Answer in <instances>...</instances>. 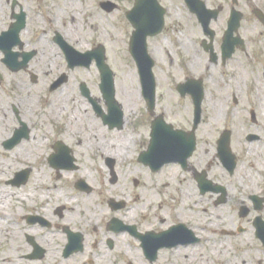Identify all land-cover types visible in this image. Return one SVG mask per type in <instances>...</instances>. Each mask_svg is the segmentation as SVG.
Here are the masks:
<instances>
[{
  "label": "flooded vegetation",
  "instance_id": "1",
  "mask_svg": "<svg viewBox=\"0 0 264 264\" xmlns=\"http://www.w3.org/2000/svg\"><path fill=\"white\" fill-rule=\"evenodd\" d=\"M219 1L210 6L220 10L213 23L223 21V27L212 26L215 33L206 42L212 51H204L214 90L213 113L205 107L210 98L205 94L197 116L193 96L197 90L187 86L195 79L190 74L194 67L187 65L191 57L184 44L186 38L192 43L194 34L183 32L176 42L187 55L186 75L169 83L164 95L157 82L156 104L152 110L146 104L147 135L135 163L148 178L140 174L126 182L124 172L117 170V159L106 149L102 154L107 187L90 165L91 158L78 152L84 142L54 140L44 160L60 184L47 195L54 202L47 200L40 209L19 214L21 234L31 253L23 257L34 255L38 261L33 260L41 264L47 260L48 264H179L168 252L180 255L185 251L176 248L189 247L191 255L200 252L220 264H238L239 258L243 264H264V22L255 12L260 8L264 14V5L251 8L257 32L250 43L244 18L234 35L228 33L233 11L246 16L241 0ZM51 5L50 0H0V149L8 153L20 149L29 159L24 145L34 137L36 119L58 121L65 115L63 109L70 112L67 100L73 95L70 88L60 104L54 98L59 91L67 92L73 70L62 49V38L70 42L71 30L66 17L51 14ZM95 5L105 11L101 2ZM173 62L171 58L172 66ZM61 78L66 82L56 89ZM83 82L77 85L84 105L94 111L103 128L121 131L99 118L80 91ZM100 93L96 96L92 90L105 110ZM161 118L166 125L162 120L156 123ZM154 124L160 136L145 161ZM62 145L60 156L66 166H51ZM30 182L31 173L21 186L7 184L20 190ZM76 235L82 240L81 249L69 252L67 246ZM147 245L155 252L149 253ZM248 253L253 255L247 259Z\"/></svg>",
  "mask_w": 264,
  "mask_h": 264
},
{
  "label": "rangeland",
  "instance_id": "2",
  "mask_svg": "<svg viewBox=\"0 0 264 264\" xmlns=\"http://www.w3.org/2000/svg\"><path fill=\"white\" fill-rule=\"evenodd\" d=\"M97 1L98 0H84L83 5H77L79 8L75 14H72L66 5L71 2H76V0H50V4H53L50 6V11L52 15H56L57 13L66 17V27L68 30H71V32L68 31L70 34V36L68 35V38L78 50L88 51L100 42L107 48L108 64L115 73L117 89L116 97L122 104L125 112V126L123 130L118 131L119 137L115 136L118 138L115 139L118 142V146L109 149L107 153L117 159V170L124 172L126 182L140 174L144 175L145 178H148V174L141 170L142 168L135 163L137 151L141 147L147 135V109L146 103L142 98V90L140 86L138 87L141 81L138 69L134 61H132L130 55H128L127 51V41H129L131 36H133V31H131L132 25L129 24L127 19L124 17L125 14H123L127 8L128 11H130V9L135 6L136 0H114L115 4L118 5V8L109 14L102 12L101 8L95 5V2ZM207 1L209 5L211 3L212 5H218L220 2L219 0ZM161 2H166V4L169 3V6L171 3H174V8L171 10V12H173L171 15L172 18L169 17L167 19L168 24L163 34L157 38H153L152 41H149L151 55L156 58L157 62L154 72L155 77H157L159 93L164 95V89L169 85V83L180 79L183 75H186L187 71L183 64H185L184 58L186 59L187 55L182 52L181 46L177 44L176 41L179 40V37L183 38V32L185 34L193 33L194 35L191 36V41L194 49L197 51V54H199L201 61L193 68V73L190 74L194 75L196 78L202 77L204 79V85L207 86L206 95L210 97L209 102L205 105V107L207 109H211L210 112L213 113L212 110L214 106H212L213 98L211 95L214 90L211 89L210 80L207 78L209 71V57L208 53L206 54L202 48L201 40L204 39L205 36L204 32H202L201 25L197 21L195 14L193 15L190 13L180 0H161ZM240 5L246 14L244 17L246 35L248 36L250 43H253L255 40L254 34L257 30L256 27H254L256 20L254 19V15L251 14V8L264 5V0H241ZM56 6H59V8ZM221 19L222 17L219 18V21H221ZM72 23H75L76 28H72L70 26ZM212 26L214 28L223 27V21L213 23ZM170 52L173 56L169 55ZM171 58L174 60V66L171 65ZM80 80L88 81L90 89L93 90V93L96 96H100L101 93L99 90V84L101 80L99 79V74L95 64L91 66L90 70L80 67L79 69L72 71L71 83L68 87H66L67 92L62 93L59 91L58 94L54 96L58 104H60L62 99L68 97L69 89L72 88L73 95L70 99L68 97L67 100L69 102L68 110L70 111V114L75 113L78 117H80L79 107L82 108V103L79 101H82L83 99L82 96H80L77 85ZM127 101H131L130 110L129 108L127 110ZM161 101H163V98ZM82 102L84 105V101ZM87 111L90 112L92 119H96L95 121L100 122L94 111H91L88 107ZM70 119L71 118L67 115L62 116L58 121L55 119H50L49 121V118H43V116L37 118L35 121L36 126L33 131L34 137L25 143L24 146L26 149L23 151L24 154L31 153V156H28L30 157V161L28 163H24V165L13 168L7 177L4 178L5 180L0 181V187H4L6 190H11L8 192L10 193V198H7V207H1L8 213L9 217L7 221L8 223L3 224L10 228L8 229L10 232H12V230H16L18 233V238L13 242L15 243V251L13 252V255L18 254L21 264H29L37 259L33 260L28 258L27 255L26 257H23L24 254L29 255L31 253H28L30 251H26V248L29 245L28 242H26L25 236L21 234L23 223L20 221L19 214L32 209L38 210L46 203L47 200L54 202V198L47 195L50 193L53 194V187L60 184V182L56 181L55 171H53V169H51V167H49L44 160L45 155L52 150V142L56 139H63V141L68 144H76L80 141L83 143L87 138H96V134L92 133L89 129V124L93 123L92 119H82L83 121L79 122L81 125L78 127L74 126L78 123V120L72 121L71 126L73 128L69 131L66 127L70 124ZM113 137L114 133L106 129L104 134L101 136L103 143L105 144H109V138ZM130 137L132 138L133 143L126 146V143H129L128 141L131 139ZM37 142H40L41 148L38 152L32 153L33 145ZM77 150L79 153L85 152L88 159L91 158L89 160L90 165L94 168L96 175L102 177L104 183L107 187H109V177L107 175V168L104 164L102 152L96 150L95 148L86 147V144L84 143L82 146L79 145ZM15 152L17 151L15 150ZM12 153H8L0 149V160L3 162H11ZM11 164L15 165L12 162ZM25 167L32 168L31 182L22 187L19 191L24 192V196H31V200L26 199L23 196V193L21 194L22 197L19 198V195L17 194L18 189H15L11 185L9 186L6 183V181L12 177L15 172L20 171V169H24ZM44 182L49 184V187H46V189L42 186ZM28 205H30V207ZM99 212L100 211L97 212L96 217L100 216ZM32 232L34 233L36 231L33 230ZM18 243L26 247L21 248V245ZM11 245L12 244L8 241L6 236L0 238V255H2L1 252L4 249ZM59 246L60 244H57L56 250L59 249ZM168 253V256L179 261V264H220L219 259L212 260L206 255L205 257H202L199 255L200 252H196L194 256L191 255L190 250H187L184 254L180 255H174L172 251H169ZM249 254L250 256L253 255L248 253L247 259L249 258ZM234 255L235 254L233 253L232 258H234ZM241 259L242 258L238 259V264H243L241 263ZM49 261L50 260H47L44 263L48 264Z\"/></svg>",
  "mask_w": 264,
  "mask_h": 264
},
{
  "label": "water",
  "instance_id": "3",
  "mask_svg": "<svg viewBox=\"0 0 264 264\" xmlns=\"http://www.w3.org/2000/svg\"><path fill=\"white\" fill-rule=\"evenodd\" d=\"M192 8L193 11H196L199 17L200 22L203 24V28L205 32L209 33V24L212 17H215L218 15L217 12H213L210 10H207L205 8V5L200 0H187ZM130 20L132 21L133 25L135 26L136 30L133 32V37L131 41L132 46V53L133 56H135L137 65L140 69V76L142 77V83L144 88V94L145 97L149 101V106L151 108L155 105V77L153 75V65L154 62L148 54V45H147V38L148 36L157 35L161 32L163 28V11L160 10L158 2L156 0H137V5L130 11L129 13ZM260 15V14H259ZM240 13H234L232 17V25H231V31L236 30L239 26L240 19H241ZM207 47V46H206ZM68 59L71 60V66L74 67L76 65H85L89 66L92 57L96 55L95 52L90 53H78L72 48H68ZM99 68L102 71V85L101 88L104 91V96L108 102L110 115L105 116V118L110 121L113 124L123 125V117L124 113L123 110H121V105L118 103V101L115 99L116 89H115V79H113V72H111L110 68L105 64V58L102 56L101 61L99 62ZM194 82H190V86H195ZM84 88V87H83ZM87 95H90L87 90H84ZM203 86H200L198 95L196 97L197 99V105L196 107L201 109L200 104L203 98ZM97 110L99 109L98 106H96ZM157 130V128H155ZM157 136V133H153V137ZM154 146L155 143L151 144L149 150L147 151V154L143 156L144 160L146 161L147 156H150L154 153ZM152 166L155 167V165ZM29 171H22L20 172L19 176V183L21 181L26 180V176L28 175ZM81 241L79 236L76 235L75 238H73V242L75 244V247H81ZM147 251L151 253L153 251L152 245L146 246Z\"/></svg>",
  "mask_w": 264,
  "mask_h": 264
},
{
  "label": "bare ground",
  "instance_id": "4",
  "mask_svg": "<svg viewBox=\"0 0 264 264\" xmlns=\"http://www.w3.org/2000/svg\"><path fill=\"white\" fill-rule=\"evenodd\" d=\"M83 1L84 0H76V2H73V3L71 2L70 4H67V5L65 4V5H66V7H68L69 11L72 14H75L77 9L79 8L77 5H79V6H81V4L83 5ZM70 26L72 28H76L75 23H72V25H70ZM187 31H188V29H187ZM184 44H185L186 52L191 57V60L188 62L187 65H189V67H196L201 61L199 54H197V51H196V49H194L192 43H190L188 41V38L185 39ZM79 102L82 103L81 104L82 108L79 107L80 117L76 116L75 113L69 114V113H67V110L63 109V113H65V115H68L69 118H71L69 120L70 124L66 127L69 131H71L73 128L71 126L72 121L78 120V123L74 125L75 127H78L81 125L79 122H82L83 121L82 119H85V120L86 119L88 120V118L92 119L90 112L87 111V107L85 105H83L82 101H79ZM130 102L127 101V110H128V108L130 110ZM92 120H93V123L89 124V129L91 130L92 133L96 134V138H93V139L87 138L86 140H84V144H86V147H91L93 149L95 148L96 150H99L103 153L105 152L106 149L109 150V149H112L113 147H117L118 142L115 139H118L117 137H119L118 131L114 130V137L109 138V140H110L108 142L109 144H105V143H103V140L101 138L102 134H104V132H105L103 125L100 122L95 121L96 119H92ZM115 136H117V137H115ZM128 142L129 143H126V146L133 143L132 138ZM40 145H41L40 142L35 143L33 145L32 153L38 152L41 148ZM29 156H31V153L29 154ZM11 158H12L11 162L15 165H12L11 162H3L2 160H0V181H4L5 180L4 178L7 177V175L10 173V171L13 168L19 167L20 165H24V163H28L30 161L29 158H26L23 156L22 150H20V149H19V151L12 153ZM42 186L48 187L49 184L44 182ZM0 190H1L0 191V238H2L3 236H6L8 238V241H10V243L12 244L11 246H9L8 248L4 249L1 252L2 255H0V264H21V261H19L18 254L13 255V252L15 251V243H13V242L15 239L18 238V236H17L18 233L16 232V230H12V232H10L8 230L10 228L5 226V224H3V223H8L7 221L9 219V217H8V213L4 209H2L1 207H7V203H8L7 198H10V193H8V192L11 190H6L4 187H0ZM22 193L23 192L17 190V194L19 195V198L22 197L21 196ZM18 244H20V243H18ZM20 247L24 248L26 246L21 245ZM195 248H198V247H195ZM195 248H192V249L194 250ZM26 249H27L26 250L27 252L30 251V246H28ZM189 249H190L189 247H183L182 249L176 248L175 250L177 252H182V251H187ZM29 264H41V263H38L35 261V262H30Z\"/></svg>",
  "mask_w": 264,
  "mask_h": 264
}]
</instances>
